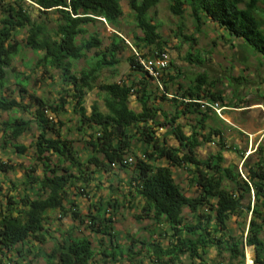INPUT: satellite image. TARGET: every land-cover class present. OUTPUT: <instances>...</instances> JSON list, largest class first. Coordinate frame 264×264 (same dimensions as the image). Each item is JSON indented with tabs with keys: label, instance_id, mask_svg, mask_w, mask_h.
<instances>
[{
	"label": "trees",
	"instance_id": "16d2710c",
	"mask_svg": "<svg viewBox=\"0 0 264 264\" xmlns=\"http://www.w3.org/2000/svg\"><path fill=\"white\" fill-rule=\"evenodd\" d=\"M0 1V88L6 85L7 70L21 51L17 35L27 29L26 47L35 53H43L37 66L60 71L63 86L70 88L68 96L72 98L68 102L64 94L69 92L64 87L62 90L65 93H61L60 101L54 104L33 97L37 104L33 122L39 130L33 144L36 164L27 171L22 183L23 195L2 194L3 189L0 187V264H20L21 260L31 255L34 260L43 258L46 264H120V258L126 256L128 264H136L135 258L141 253L134 251L135 239L130 245V254L117 255L114 251L119 243L114 231V217L108 215L119 207L118 200L114 204L109 201L103 208L97 207L96 215L86 217L90 219L87 222L93 233L110 237L111 245L106 250L96 252L94 242L87 237L68 240L49 254L43 253L41 248L33 251L34 247L31 246L33 241L40 245L46 244L50 234L46 227L49 211H59L61 215L71 213L73 220L85 222L76 205L68 201L70 192L74 189L84 192L85 185L93 181L97 173H109L114 164L120 169L132 165H124V161L131 158L128 155L133 152L134 141L143 146V156L136 161V174L131 183L136 185V196L143 201L142 211L157 227L166 225L175 240L168 249L156 243L149 245L155 249L157 261H162L166 256L175 264L180 256H187L191 264H212L206 257L208 251L215 248L219 254H230V264H246L243 247L246 243L255 248V263L264 264V240L261 237L264 234V160L252 165L251 159L244 160V154H241L246 177L237 167L223 166V131L219 127L207 125L214 119L222 124L225 122L210 108L202 109L201 102L219 103L224 108L229 103L216 83L208 81L207 74L198 75L188 88L179 84L176 93H172L170 85L174 83L175 77L168 76V81H165V72L159 81L161 87L158 86L159 82L148 76L135 54L128 61L139 76L135 78L130 75L125 81L100 85L107 113L94 106L89 116L84 108L85 97L94 90L103 70L114 69L121 63L120 55L127 47L117 29L123 17L121 0ZM28 2L36 5L41 12L52 15L48 20L55 27L34 21L27 8ZM160 2H128L141 33V36L134 37V46L141 58L167 52L159 34L160 26L150 16V12ZM169 11L182 22L185 15L189 14L198 33L207 22H213L232 39L241 40L264 58V19L259 16L264 13V0H171ZM105 23L112 27L113 33L109 45L103 48L101 35L90 34L88 26ZM182 36L191 43L186 61L191 65L204 66L206 60L201 54L192 52L198 45L197 39L184 34ZM92 52L94 55L89 58ZM80 60H87L89 68L77 75L73 72L74 62ZM156 91L160 93L162 101H170L175 105V113L171 118L158 104L159 95ZM20 92L25 93V87ZM134 95L142 107L140 113L129 107ZM169 95H172V99H168ZM68 105L79 117L78 132L85 128L92 132L88 143L91 152L86 159H82L73 140L62 136L61 128H57L55 119L49 116V113L60 115ZM28 108L16 99L0 97L2 113L19 109L27 112ZM161 112L164 123L158 120ZM184 115H195L200 125L190 136L184 133L178 123ZM59 124L63 126L61 122ZM3 125L4 140L11 143L30 131L31 121L15 118ZM159 126L171 127L169 132L180 143L179 149L168 147L166 141L156 136L155 128ZM206 128L209 131L201 133ZM213 138L220 139L222 150L206 160L198 159L196 150L212 142ZM13 148L21 155L27 152V148L19 144H13ZM41 166L42 174L36 176ZM172 167L187 171L192 178V185L197 187L196 195L189 196L183 191L175 181ZM9 168L7 164L0 165L1 171ZM246 200L249 204L245 207ZM66 204L71 207L68 208ZM102 210L105 212L102 213ZM245 214L251 216L246 222L248 229L243 230V235L237 238L230 233L228 222L232 218L243 219ZM189 218L195 219L196 224L187 223ZM137 219L142 220V216ZM243 220L247 221L246 217ZM247 261L254 264L250 256ZM27 264H32V260Z\"/></svg>",
	"mask_w": 264,
	"mask_h": 264
},
{
	"label": "rangeland",
	"instance_id": "374dc122",
	"mask_svg": "<svg viewBox=\"0 0 264 264\" xmlns=\"http://www.w3.org/2000/svg\"><path fill=\"white\" fill-rule=\"evenodd\" d=\"M5 3L9 0H3ZM1 2V1H0ZM129 0H121L123 9V17L120 19L118 30L119 35L125 39L127 47L120 55L121 63L114 69H105L102 71L97 84L93 91L89 92L85 97L84 108L87 115H91L94 106H97L103 113H107L104 102V94L99 90L100 85L107 83H114L125 81L130 75L137 78L139 75L131 69L128 61L129 57L135 55L137 48L134 46L135 35L141 36V33L136 27L135 19L132 11L129 8ZM171 0H161L160 4L150 12V16L154 18L155 22L160 26L159 34L165 42V48L170 57V68L166 72L165 81H168V76L175 77V81L170 85L172 93H176L179 84L188 88L191 82L195 80L200 74H207L209 82H215L218 89L223 91L228 107L224 110L222 124L217 119L210 120L208 127H219L223 131L225 148L223 149L224 163L223 166L237 167L238 170L246 177L245 167L243 161L248 160L250 164H254L259 160H264V134L260 133L264 129V58L256 54L239 39H232L229 34L222 30L213 22L207 24L198 33L195 29V23L189 14H186L183 22L181 19L173 16L169 11V4ZM28 11L32 19L38 23H48L51 28L55 27L54 23L48 20L52 15L41 12L38 7L30 2L27 3ZM264 19V13L259 15ZM182 29V30H181ZM88 30L90 34L98 33L104 40L103 48L110 43V37L113 33L112 27L107 25H89ZM181 30V31H180ZM192 36L197 39V46L193 49V53L199 52L206 60L204 66L191 65L186 61V56L191 49V43L184 40L182 35ZM27 29L21 30L17 35L18 41L21 43V51L19 55L13 60L11 67L7 70L6 85L0 88V97L8 99H16L28 106V111L19 109L16 112H0V165L7 164L10 168L6 171L0 170V187H2V194L23 195L27 171L31 170L36 164L34 159V141L38 134V126L34 121L37 104L33 97L41 99L49 104L59 102L60 94H64L67 89L68 94L66 99L68 102L72 100L70 95V88L64 87L61 80V73L58 70L37 66L39 58L43 53H35L33 50L26 47ZM94 55V52L89 54V58ZM87 60H80L74 62V73L79 75L83 70L88 69ZM157 86V84H156ZM154 85V88L156 87ZM158 86L161 87L160 82ZM25 87L26 92L21 93L20 90ZM64 87V88H62ZM158 93V104L163 108V112L171 116L175 113V105L170 101H162L161 95ZM172 99V95L168 96ZM129 107L136 113L142 111V107L138 102L137 96L130 99ZM238 107V108H237ZM53 116L56 121L57 128H61L62 136L74 141L76 148L79 150L82 159H86L91 152L89 147L91 130L87 128L84 131L78 132L79 117L75 114L74 109L68 105L66 111L60 115ZM15 118L25 119L31 121L30 131L25 133L17 141L11 143L4 140V123L14 120ZM159 123H164V115L161 112L159 115ZM63 126H60L59 123ZM178 123L182 126L184 133L188 136L198 129L197 117L195 115H184ZM170 126L155 128L156 136L161 141H166L168 147L179 149L180 143L170 134ZM86 131V132H85ZM206 128L201 133H207ZM13 144H19L27 148V152L23 155L15 152ZM260 145V146H259ZM262 148V150H260ZM143 146L137 141L133 143V152L128 155L134 159L132 165L128 168L120 169L113 168L109 173H97L95 179L89 184L85 185L84 192L82 190L74 189L70 193L83 195L89 199L95 198L97 207H105L110 201L112 204L118 200L120 205L117 209L111 211L108 217H114V227L117 236L119 247L114 251L117 255L130 254L132 240L135 239V252L141 254L136 256V264H172L170 257H164L162 261H157L155 249L149 246L151 243L160 245L163 249H168L172 239L171 230L165 225L157 227L152 219H148L143 213V201L136 196V185H132L135 177V165L138 158L143 156ZM222 150L219 138H213L212 142L205 143L196 150L197 158L206 160L212 155H216ZM251 151V152H249ZM249 152V155H248ZM241 154H244V160L241 159ZM182 155V154H180ZM43 167L37 169L36 176L42 174ZM175 181L181 186L183 191L189 195L197 194V187L192 185L186 170L172 167ZM224 185H228L227 182ZM89 201V200H88ZM102 201V202H101ZM254 203V201H253ZM249 201L244 202L246 207ZM85 210V208H84ZM87 210V209H86ZM88 215H96L97 208L89 210ZM105 210H102L104 213ZM142 216V220L137 217ZM246 217L247 221L243 219ZM243 219L232 218L228 222L230 233L233 236L240 238L243 235V230L247 231L246 222H249L251 216L244 215ZM89 219V218H87ZM90 220V219H89ZM87 223V222H86ZM80 229L84 231L78 233L73 229L72 235L76 236H92L93 231L87 223ZM187 223L196 224L195 219L189 218ZM246 235V234H245ZM65 234L63 233V237ZM264 240V234H262ZM227 240V239H226ZM50 241V240H49ZM96 252L101 251L99 241L96 237L92 240ZM106 249L110 247V237L104 236ZM53 242H46L41 248L43 253L49 254L53 250ZM108 246V247H107ZM246 256V264H250L248 256L252 258L256 264L257 254L253 246L243 244ZM36 249H33L35 251ZM112 252V249H110ZM132 256V255H131ZM133 257V256H132ZM30 258V259H29ZM28 259L32 260V264H46L43 258L35 259L31 255ZM230 254L223 252L219 254L215 248L208 251L206 260L212 264H230ZM120 264H128L127 256L120 258ZM198 263V262H196ZM175 264H191V260L187 256H180Z\"/></svg>",
	"mask_w": 264,
	"mask_h": 264
},
{
	"label": "crops",
	"instance_id": "0c3cea01",
	"mask_svg": "<svg viewBox=\"0 0 264 264\" xmlns=\"http://www.w3.org/2000/svg\"><path fill=\"white\" fill-rule=\"evenodd\" d=\"M260 133L264 134V129ZM68 201H70V203L73 202L76 205L77 210L81 213V217L85 222L81 223L79 221L73 220L71 213L67 215H61L59 211H49L47 215L46 227L50 230V234L49 236H47V242H50V241L53 242L52 244L53 249L59 248L65 245L68 240H71L73 238H82V236L72 235L73 229L77 231L78 233H80L81 231H84V228L80 229V227L84 226L85 223L87 222V218L84 215V213L89 212L88 208L89 210H93V208H97V205H95L96 199L93 197L91 198V196L89 197V199H87L86 197H83V195L76 194V193H73V194L70 193ZM66 205L68 208L71 207L70 204H66ZM63 233L65 234L64 237H63ZM83 237H87L91 240H93L96 237V240L99 241L98 242L100 245L99 247L104 246L103 248H101V251L106 250L105 242L103 241L104 236H102L101 234L93 233L91 237L89 235L83 236ZM31 246H33L34 249L38 251L39 246L42 247L43 245H40L38 242L33 241ZM29 257H27L26 260H21L20 264H27V262L30 259Z\"/></svg>",
	"mask_w": 264,
	"mask_h": 264
},
{
	"label": "built area",
	"instance_id": "2783aa9c",
	"mask_svg": "<svg viewBox=\"0 0 264 264\" xmlns=\"http://www.w3.org/2000/svg\"><path fill=\"white\" fill-rule=\"evenodd\" d=\"M138 61L141 64L143 70L148 74L149 77L156 81H160L161 77L165 72H167L170 66V57L167 52L155 53L147 58L139 57L138 53ZM202 109L210 108L214 111L219 117L223 118L222 114L226 108L222 107L219 103H209V102H201ZM251 152V151H249ZM248 152V155H249ZM133 163V158H128L124 161V165ZM114 168L117 165H112Z\"/></svg>",
	"mask_w": 264,
	"mask_h": 264
}]
</instances>
